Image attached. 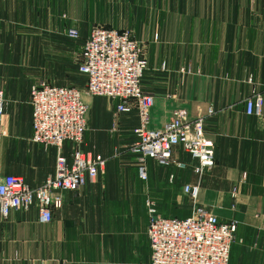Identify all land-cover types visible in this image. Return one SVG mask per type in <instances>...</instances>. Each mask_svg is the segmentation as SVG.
I'll list each match as a JSON object with an SVG mask.
<instances>
[{"label": "crops", "instance_id": "0c3cea01", "mask_svg": "<svg viewBox=\"0 0 264 264\" xmlns=\"http://www.w3.org/2000/svg\"><path fill=\"white\" fill-rule=\"evenodd\" d=\"M71 1L0 0L4 137L17 136L28 162L39 167L2 171L23 175L31 186L54 173L57 146L32 139L31 86L72 84L69 70L74 79L79 67L71 56L95 22L131 27L140 39L148 61L141 85L155 94L149 126H160L178 107L192 117L205 114L216 161L199 174L197 159L177 145L174 156L186 166L149 157L143 179L130 150L139 138L137 110L118 112L120 98L88 94L79 70L90 103L82 145L106 156L107 164L94 180L66 190L49 222L39 220L35 206L0 213V264H151L149 200L164 216H189L196 202L220 220L236 219L229 264H264V104L261 114L246 110V98L264 91V0H90L155 6L147 15L64 16ZM67 26H76L81 38L66 34ZM71 148L66 140L64 153ZM188 183L200 184L195 202L183 192Z\"/></svg>", "mask_w": 264, "mask_h": 264}, {"label": "built area", "instance_id": "2783aa9c", "mask_svg": "<svg viewBox=\"0 0 264 264\" xmlns=\"http://www.w3.org/2000/svg\"><path fill=\"white\" fill-rule=\"evenodd\" d=\"M67 16V15H64ZM66 34L81 38L76 26L64 28ZM142 43L131 28L95 24L90 34L82 38L79 70L87 75L86 90L91 95L120 98L117 111L136 109L139 138L130 146L136 153L139 176L148 177L147 159L160 165L186 166L174 156L180 145L198 163L193 169L199 174L216 161L215 143L205 130L206 115L190 116L185 109L175 108L171 117L160 126L150 127V109L155 94L145 90L141 78L147 67ZM6 95L0 86V155L5 134ZM33 106L32 139L46 145L54 144L58 152L55 171L38 186H31L21 174L4 173L0 161V213L7 217L12 211L35 206L41 222H49L54 210L63 205L64 192L79 189L94 180L104 170L108 158L102 153L83 147L87 129L89 104L83 91L73 84L45 81L31 86ZM248 113L261 114L264 91L255 90L246 98ZM214 111L209 108L208 113ZM66 140L71 141L70 155L63 151ZM247 179L244 172L241 181ZM195 202L200 184H186ZM239 184L231 190L236 197ZM147 233L152 247L151 264H229L231 245L235 239L237 220H220L205 207L195 205L189 216H164L151 200L148 201Z\"/></svg>", "mask_w": 264, "mask_h": 264}, {"label": "rangeland", "instance_id": "374dc122", "mask_svg": "<svg viewBox=\"0 0 264 264\" xmlns=\"http://www.w3.org/2000/svg\"><path fill=\"white\" fill-rule=\"evenodd\" d=\"M44 6L45 8L47 7L46 4ZM154 6L155 5L152 4H145V5L144 4L143 5L98 4V3H92L90 0L88 1L84 0L83 3H79L78 1L74 2V0H72L69 4L66 5L67 9L71 11V14H69L68 10H66L67 12L64 13L63 15H107L108 13H111L112 15H147L146 13H149L150 10L154 11ZM98 23L101 22H95L93 23V26ZM80 57H81V45L79 46V49L77 48V50L74 51L73 56H71V61L74 63L75 66L77 65V69L79 67ZM70 72L71 71L69 70V78L67 83H72L73 85H76L79 88L85 90V82H86L85 77L79 74V70H76L77 72L76 78L70 79L72 75ZM83 98L86 100L84 96V91H83ZM86 101L88 102V100ZM88 104H89V111H88V116H89L90 103L88 102ZM17 140H19V138L11 134L6 135L4 137L2 152L0 155V161L3 171L8 172V171H14L16 169L17 170L24 169V170H28L29 172H36L39 169V167L36 166L35 163L33 162H28L29 161L28 155L30 153L28 152L26 146L21 145V143L18 142ZM183 192L189 195L188 189H186V184H184L183 186Z\"/></svg>", "mask_w": 264, "mask_h": 264}]
</instances>
